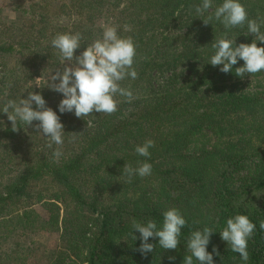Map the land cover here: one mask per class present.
I'll list each match as a JSON object with an SVG mask.
<instances>
[{
	"label": "trees",
	"instance_id": "1",
	"mask_svg": "<svg viewBox=\"0 0 264 264\" xmlns=\"http://www.w3.org/2000/svg\"><path fill=\"white\" fill-rule=\"evenodd\" d=\"M201 2L38 0L23 11L30 14L26 20L0 22V109L39 93L65 131L63 145L49 147L50 137L35 128L38 122L26 126L18 120L21 128L14 132L0 112V264H183L189 236L204 227L214 231L207 245L214 264H264V70L241 78L235 68L243 60L229 73L211 65V44L225 31L237 45L254 36L245 35L247 23L228 30L215 19L206 25L203 19L223 0H213L198 17L194 6ZM240 2L249 19L264 18V0ZM102 16L136 45L138 78L120 82L134 98L117 96L118 110L111 115L60 113L63 94L50 87L47 75L65 61L51 41L79 32V55L102 38L104 28L96 23ZM37 76H43L40 85ZM147 139L155 146L146 158L135 148ZM57 148L59 158L53 156ZM143 162L151 163V175L128 182L124 165ZM170 207L187 222L177 249H162L159 238L150 237L155 247L142 255L133 220L152 219L160 227ZM237 214L256 225L247 262L220 236ZM40 231L57 234L56 245L43 249L39 241L27 242ZM13 237L17 241L10 244ZM35 255L41 258L31 262Z\"/></svg>",
	"mask_w": 264,
	"mask_h": 264
},
{
	"label": "clouds",
	"instance_id": "2",
	"mask_svg": "<svg viewBox=\"0 0 264 264\" xmlns=\"http://www.w3.org/2000/svg\"><path fill=\"white\" fill-rule=\"evenodd\" d=\"M213 6V0H202L201 4L194 6L199 16H202ZM215 19L219 21L225 30L244 26L247 23L248 32L254 39L251 43L236 44L235 39L229 38L227 31L220 38L212 42L214 54L210 57L213 66H221L220 71L229 73L238 60L244 63L235 68V74L243 78L246 74L253 75L264 70V46H258L257 41L264 42V18L249 19L248 12L240 0H223L222 4L215 7L214 12L206 19L207 25ZM82 34L77 32L57 34L51 41V45L59 50L65 67L62 71H54L50 74L51 88L63 94L58 108L60 113L74 112L77 118H84L94 112L113 114L118 110L117 96L124 97L128 102L134 98L129 87H122L120 82L127 77L135 80L138 73L133 67L136 56V45L132 37L118 35L115 26H106L102 38H97L84 48L79 54L75 52L81 46ZM58 81V82H57ZM35 105V107H33ZM0 112L6 113L11 122L12 131H19V120L26 126L35 124L37 131L50 137L49 147L52 144L62 146L64 143V125L59 115L52 108L46 106L43 96L36 92H29L27 98H21L18 102L9 100ZM88 123V122H87ZM155 142L147 139L142 145H137L135 151L142 157H150V149ZM62 155L60 148L53 152L55 158ZM124 174L131 182L134 176L145 177L151 175L152 165L148 162L138 163L137 167L125 164ZM186 219L179 209L170 207L163 212L162 226L158 227L155 220L149 219L146 223L133 220L132 228L140 233L142 241L137 249L142 255L152 252L155 245L149 243V238H159V246L166 250L177 249L180 240L181 229L186 225ZM259 227L264 229V220ZM256 225L247 215L237 214L226 221V227L220 231L221 239L226 241L231 251L238 253L245 262L249 259L248 240L252 237ZM212 231L208 227L202 230L192 231L188 238L187 253L183 264H193L194 259L199 264H214L213 253L207 250ZM136 239V236L133 237ZM213 252L219 255L214 246ZM174 260L175 257H169Z\"/></svg>",
	"mask_w": 264,
	"mask_h": 264
},
{
	"label": "rangeland",
	"instance_id": "3",
	"mask_svg": "<svg viewBox=\"0 0 264 264\" xmlns=\"http://www.w3.org/2000/svg\"><path fill=\"white\" fill-rule=\"evenodd\" d=\"M36 1H38V0H0V22L9 23L11 21L20 22L23 19L26 20V18L30 17V14L27 12L24 13L23 11L24 10L30 11L31 5L33 3H35ZM63 15H64V17H62L63 18L62 20H67L68 15H66L65 13ZM76 18H77V16L74 14V16H72V20H74ZM96 23L101 28H105L106 26H109V20H107L104 16H102L101 19L98 20ZM65 63H68V62H65ZM65 63L62 66H60L57 71H62L63 68L65 67ZM180 71L181 70H178V72H180ZM185 75H186V70H185V68H183L180 78L183 79L185 77ZM47 76H48L47 80H50V73ZM162 79H164V78H162ZM41 82H44L43 76H37L35 84L40 85ZM197 144H198V142L196 141L194 144L191 145V147H189V150L190 151L194 150L196 148ZM36 209L38 211H40V213L43 214L44 217H45V215H47L46 209H42L40 207H37ZM38 233H41V234L40 235H34L33 234L30 237H28L27 242L28 241L30 242L31 238L34 239L36 242L39 241L40 246L43 249H46V247L51 249L52 247H54L56 245L57 238H58L57 234L49 233L46 231L45 232L40 231ZM19 238L24 239L22 237H19ZM14 241H17V238L13 237L10 244L13 243ZM38 246H39V244H38ZM40 258L41 257L39 255H35L34 257H30L29 260H32L31 262H36Z\"/></svg>",
	"mask_w": 264,
	"mask_h": 264
}]
</instances>
